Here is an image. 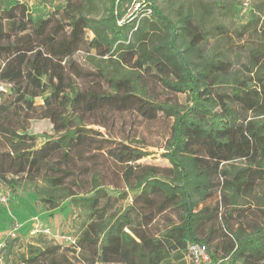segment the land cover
<instances>
[{
	"label": "trees",
	"instance_id": "obj_1",
	"mask_svg": "<svg viewBox=\"0 0 264 264\" xmlns=\"http://www.w3.org/2000/svg\"><path fill=\"white\" fill-rule=\"evenodd\" d=\"M136 1L142 10L124 19L132 0H63L52 12L45 0H0V81L11 86L0 95V184L12 199L29 185L46 211L65 201L82 208L77 244L99 248L91 264L179 261L193 244L215 264H264V36L242 48V70L233 71L228 56L207 55V33L190 11L175 22L157 0ZM79 52L88 69L75 61ZM160 64L165 73L154 75ZM126 111L172 120L163 153L169 181L135 175L146 148L101 131ZM35 121L52 132L39 148L40 136L28 133ZM231 132L239 136L228 149ZM188 136L212 165L183 155ZM108 163L125 167L120 189L99 168ZM37 175L45 186L33 185ZM217 187L219 203L198 209ZM153 194L176 200V222L153 227L156 212L115 206L130 198L150 207ZM37 243L26 246L22 264H71L68 254L80 248Z\"/></svg>",
	"mask_w": 264,
	"mask_h": 264
},
{
	"label": "rangeland",
	"instance_id": "obj_2",
	"mask_svg": "<svg viewBox=\"0 0 264 264\" xmlns=\"http://www.w3.org/2000/svg\"><path fill=\"white\" fill-rule=\"evenodd\" d=\"M244 2H247L248 7L243 13L241 4ZM51 3L59 5L63 3V0H45L46 9L49 12L53 10ZM29 4L33 5V2ZM157 5L175 22L180 19V11H190L195 19L198 18L203 31L207 33V41L204 44L207 55L216 60H222L223 56H228L232 61L233 71L242 70L240 64L237 63V57L243 60L244 53L242 48L253 46L256 39L260 40L264 36V0H157ZM125 7L126 15L124 19H128L140 13L139 11L142 10L143 4L132 0L130 5L124 3L122 9ZM102 12L103 10L100 7L98 17ZM138 16L140 17V15ZM90 37L91 35H89ZM74 59L84 69L89 68L83 61V52L77 53ZM163 67L161 64L153 66L152 73L154 75L164 74L165 69ZM240 76L244 77L242 74ZM81 81L86 83L89 80L85 78ZM177 100L179 103L184 104L185 96L179 95ZM171 124V119L158 117L154 121H147L133 111H126L117 114L113 122H108L107 129H102L101 131L112 139L120 138L132 141L133 145L146 148L149 155L133 165L135 175L151 172L157 178L169 181L172 178V170L168 160L163 157V153L167 149V139L170 135ZM28 133L40 136L35 142L36 148H39L48 138L52 137L50 125L46 121L32 122ZM238 136L239 134L231 132L228 149L237 140ZM3 151V146L0 144V153H3ZM183 155L194 156L200 165H212L201 145L189 136L187 137ZM99 166L116 183V187H119V189L123 187L121 181L125 170L123 165L108 163L106 169L101 164ZM9 170L14 171L17 168L11 166ZM18 177L24 176L19 175ZM41 177V175H37L33 185L45 186ZM262 190H264V186L261 184L259 191L261 192ZM115 193L113 190L109 192L114 201L116 199ZM258 195H261V193H258ZM219 196V188L217 187L210 198L198 205V209L204 206L213 209L220 201ZM151 199H153L154 203L150 207L145 205L143 199L135 201L130 198L125 201L118 200L115 206L132 207L145 214L156 212L153 218V227L156 226L157 228H163L170 222L177 221V214L174 209L176 200L165 202L164 197L160 194H153ZM160 207H162V211ZM248 216L255 220L257 219L252 212ZM85 219L84 210L69 204L68 201L63 202L56 210L46 211L32 194L29 185L25 189L19 188L14 199L11 197L6 205H0V264H4L7 256L5 246L10 241L12 242V249L8 255L9 264H22L19 256L22 254L26 255V246L28 244H37L39 246L37 243L38 237L44 238L46 242H49V245L71 248L72 241L77 244L81 232L85 229ZM36 223L39 224L42 230L48 231V233L42 234L45 236L33 233ZM10 233H14V236H10ZM79 246L80 248L77 250L71 248L74 250V255L68 254L72 261L71 264H91L94 262L99 248L94 249L87 245ZM163 264H192V262L189 257L185 256L182 260H172Z\"/></svg>",
	"mask_w": 264,
	"mask_h": 264
},
{
	"label": "built area",
	"instance_id": "obj_3",
	"mask_svg": "<svg viewBox=\"0 0 264 264\" xmlns=\"http://www.w3.org/2000/svg\"><path fill=\"white\" fill-rule=\"evenodd\" d=\"M242 12L244 13L248 7L247 2L241 4ZM150 13V10H147ZM120 24V22H119ZM10 85L0 81V95L7 94L10 91ZM11 199V193L8 188L0 184V205H6ZM33 233L41 234L48 233L47 230H42L39 224L36 223ZM10 236H14V233H10ZM69 239V238H68ZM74 244V242L72 241ZM188 257L192 264H215L206 249L200 244L190 245L188 248Z\"/></svg>",
	"mask_w": 264,
	"mask_h": 264
}]
</instances>
